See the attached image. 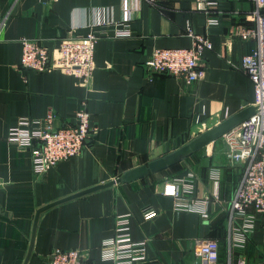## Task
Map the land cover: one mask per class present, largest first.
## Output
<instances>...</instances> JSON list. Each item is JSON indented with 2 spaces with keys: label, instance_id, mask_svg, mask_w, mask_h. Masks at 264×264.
<instances>
[{
  "label": "crops",
  "instance_id": "crops-1",
  "mask_svg": "<svg viewBox=\"0 0 264 264\" xmlns=\"http://www.w3.org/2000/svg\"><path fill=\"white\" fill-rule=\"evenodd\" d=\"M215 1L207 12L196 9L195 0L142 2L129 21L128 36L97 27L102 35L94 44L92 75L84 83L59 69L23 70L20 39L40 38L51 47L59 37L85 34L102 17L116 23L121 0H0V15H6L0 28V264H23L39 207L113 180L147 163L163 143L181 135L187 141L253 105V85L240 59L254 41L237 34L239 26L251 23L246 16L252 2ZM207 17L218 22L207 24ZM187 25L211 43L200 55L203 75L186 83L174 75L150 74L144 62L154 48L191 46ZM83 100L94 135L78 155L34 172L30 152L6 139L9 128L21 117L47 113L54 114L56 127L74 123ZM203 148L179 161L176 170L115 182L42 211L25 264H49L57 248L80 250L88 264H115L101 257L100 247L124 213H130L131 237L147 240L145 260L134 264H198L193 246L207 238L217 240L221 261L241 253L247 264H264V213H254L242 245H234L228 225L226 207L241 166L225 160L219 138ZM212 172L219 179L217 195ZM190 173L191 191L184 196H207V218L175 209L174 197L163 193L168 181ZM147 208L155 210L154 217H143Z\"/></svg>",
  "mask_w": 264,
  "mask_h": 264
},
{
  "label": "built area",
  "instance_id": "built-area-1",
  "mask_svg": "<svg viewBox=\"0 0 264 264\" xmlns=\"http://www.w3.org/2000/svg\"><path fill=\"white\" fill-rule=\"evenodd\" d=\"M252 9L246 16L251 23L241 25L237 34L242 39H252L254 47L241 56L240 67L253 85L255 112L221 135L222 153L231 165L243 168L241 177L228 201L226 212L228 225L233 232L234 245H242L252 231L254 213H264V0H250ZM142 2L155 3L156 0H121V19L101 18L81 35L59 37L53 46L43 44L40 38L22 37L20 67L23 70L48 72L55 69L78 77L87 83L94 69L93 51L95 42L101 37L96 28L109 26L113 36L131 34L129 21ZM196 9L207 12L216 6L215 0H195ZM6 15H0V28ZM216 17H207L206 23H217ZM186 33L192 37L189 47H156L144 62L150 74H168L180 77L186 83L200 78L204 67L200 55L211 48L210 40L195 34L186 26ZM54 114L47 113L42 118L21 117L9 128L6 139L20 149L30 152L32 170L42 173L59 161L78 155L96 129L90 123V114L83 100L75 111L74 123L55 126ZM214 195H217L218 175L212 172ZM192 173L186 177H174L163 188V193L174 197L175 209L197 211L202 218L208 217L206 202L208 197L192 199L184 196L191 191ZM4 182L0 179V186ZM183 187V188H182ZM184 189V190H183ZM216 189V191H215ZM250 208L254 212L250 213ZM156 214L152 208L144 209L142 215L150 219ZM130 213L117 215L114 235L104 239L100 252L103 259L115 264H134L146 258V239L135 240L129 231ZM216 239H199L193 246L198 264H247L242 254L221 261L218 257ZM49 264H88L78 249H53Z\"/></svg>",
  "mask_w": 264,
  "mask_h": 264
},
{
  "label": "water",
  "instance_id": "water-1",
  "mask_svg": "<svg viewBox=\"0 0 264 264\" xmlns=\"http://www.w3.org/2000/svg\"><path fill=\"white\" fill-rule=\"evenodd\" d=\"M254 112L255 106L247 105L243 109L222 119L217 124L201 131L196 136L190 138L187 141L184 139V135H181L173 141L163 143L162 145H160V147L151 152L147 163L128 169L113 180L83 189L81 191H77L75 193H72L71 195L63 197L61 199H57L39 207L35 211L30 245L23 264L26 263L28 255L31 251L37 220L42 211L61 202L74 199L95 190L107 187L115 182H129L138 178L146 177L150 173H155L167 169L171 165L178 163L195 151L220 138L223 133H225L227 130L237 125L241 121L245 120L249 116L253 115Z\"/></svg>",
  "mask_w": 264,
  "mask_h": 264
},
{
  "label": "trees",
  "instance_id": "trees-1",
  "mask_svg": "<svg viewBox=\"0 0 264 264\" xmlns=\"http://www.w3.org/2000/svg\"><path fill=\"white\" fill-rule=\"evenodd\" d=\"M195 152H198V150L195 151ZM195 152H194V153H195ZM177 166H178V163H175V164H173V165L170 166V169L176 170ZM236 166H237V165H236ZM239 166H240V165H239ZM240 168H241V170L243 171L242 166H241ZM240 177H241V175H240ZM240 177H239V179H240ZM238 181H239V180H238ZM238 181L235 183V185H234V187H233V190H234L236 184L238 183ZM233 190H232V192H233ZM231 194H232V193H231ZM226 215H227V213H226ZM218 246H219V244H218ZM219 248H220V247H219ZM238 254H241V253H238ZM218 255H219V254H218ZM218 257H219V256H218Z\"/></svg>",
  "mask_w": 264,
  "mask_h": 264
},
{
  "label": "rangeland",
  "instance_id": "rangeland-1",
  "mask_svg": "<svg viewBox=\"0 0 264 264\" xmlns=\"http://www.w3.org/2000/svg\"><path fill=\"white\" fill-rule=\"evenodd\" d=\"M202 149H204V148H202Z\"/></svg>",
  "mask_w": 264,
  "mask_h": 264
}]
</instances>
